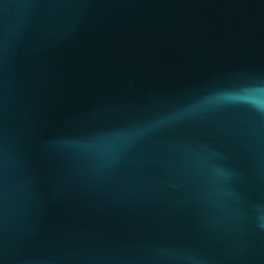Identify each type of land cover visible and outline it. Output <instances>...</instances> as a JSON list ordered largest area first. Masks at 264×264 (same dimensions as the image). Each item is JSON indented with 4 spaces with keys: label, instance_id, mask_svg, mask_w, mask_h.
Returning <instances> with one entry per match:
<instances>
[{
    "label": "water",
    "instance_id": "1",
    "mask_svg": "<svg viewBox=\"0 0 264 264\" xmlns=\"http://www.w3.org/2000/svg\"><path fill=\"white\" fill-rule=\"evenodd\" d=\"M0 264H264V0H0Z\"/></svg>",
    "mask_w": 264,
    "mask_h": 264
}]
</instances>
